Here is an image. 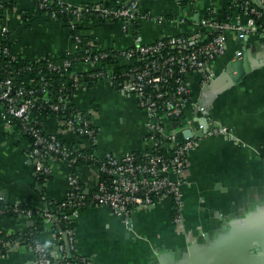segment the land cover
Instances as JSON below:
<instances>
[{"label": "crops", "instance_id": "obj_1", "mask_svg": "<svg viewBox=\"0 0 264 264\" xmlns=\"http://www.w3.org/2000/svg\"><path fill=\"white\" fill-rule=\"evenodd\" d=\"M64 1L111 5L128 0ZM231 1L140 0V13L150 19L140 18L135 34L126 33L120 22L89 17L82 22L81 30L104 49L124 50L164 37L191 34L196 30L194 23L209 15L223 19ZM16 5L3 14L16 54L31 61L61 64L82 51L69 26L40 16L35 0H16ZM237 17V11H233L232 20ZM236 34H226L227 51L213 63L214 80L208 87H202L195 74L186 80L194 100L207 109L212 122L228 127L237 140L207 136L191 153L183 187L189 236L173 224L169 200L135 213L133 230H128L109 208L88 207L75 220L76 251L70 256L88 257L92 264H264V32L253 33L245 40ZM238 52L247 56L250 68L234 82L232 77L237 72L232 62ZM90 73L89 66L73 65L66 72V80L79 81L73 100L76 108L95 114L98 156L145 152L149 148L144 141L146 110L140 108L135 95L124 92L116 83L95 80ZM196 114L189 104L183 121L196 120ZM36 119L48 133L61 134L70 143L78 141L70 131L59 132L52 115L36 114ZM29 145L18 126L11 128L0 118V201L46 208L67 197V166L54 164L50 177L42 180L27 156ZM95 175L91 168L81 170V181L89 191L94 189ZM31 222L0 215V235L21 232L32 226ZM40 241L55 259L59 257L57 239L49 226L43 228ZM0 264L36 262L32 251L20 246L0 257Z\"/></svg>", "mask_w": 264, "mask_h": 264}, {"label": "built area", "instance_id": "obj_2", "mask_svg": "<svg viewBox=\"0 0 264 264\" xmlns=\"http://www.w3.org/2000/svg\"><path fill=\"white\" fill-rule=\"evenodd\" d=\"M139 1L128 0L111 5L97 1L73 5L64 0H40L38 4L41 11H50L51 18L69 26L74 33L75 43L84 51V56L74 64L65 62L64 72L73 65L89 66L91 78L114 84L118 78L115 69L126 67L127 71L121 76L126 80L120 86L124 92L135 95L140 108L148 114L144 141L149 148L145 152L126 153L120 157L113 154L99 157L96 150V156L85 157L91 162L89 166L76 168L79 174L84 167L96 172L93 190H87L81 176L69 170L80 151L97 148L95 114L77 108L71 113L73 115H64L66 105L71 100L62 95L52 99L48 109L57 120L59 132L70 131L78 139L70 147L58 140L55 134L48 133L43 123L37 121L34 109L39 97L35 91L28 90L27 86L15 89L10 79L0 83V118L11 128L16 126L14 122L19 123L20 131L30 137L27 156L36 173L49 178L54 164L67 166L65 179L69 191L56 212V218L45 208H22L20 203L11 204L13 212L20 217L30 221L37 219L43 227L49 226L57 239L60 255L56 259L39 241L35 240L26 246L34 254L36 264H92L88 257L69 255L76 251L74 226L57 228L62 222L75 223L80 211L88 207L109 208L113 216L123 220L128 230H133L135 213L151 210L169 200L173 224L188 237L183 187L188 179L191 153L199 146L201 139L207 136H222L237 141L228 127L212 122L207 109L194 100V93L186 85V80L189 75L195 74L199 76L202 87L210 85L214 80L212 65L225 55L226 34L229 31L236 32L240 40L248 39L253 33L264 32V0H232L231 4L235 6L234 11H237L238 16L235 21L230 17V22H222L224 18L220 20L209 15L194 23L195 32L187 35L164 37L153 43L112 52L106 51L93 40L83 45L81 24L87 17L99 18L106 23L120 22L126 33L135 34L140 18L150 19L148 15L145 17V14L140 13ZM55 4L59 6L57 10L52 9ZM207 34L212 35L211 39L198 44L208 38ZM5 35H10V30L4 20L0 19V39ZM169 47L176 52L164 55L163 51ZM11 53L10 49H4L5 55ZM241 54L238 52V56ZM67 83L79 86V81L74 78H69ZM149 89L150 92L147 91ZM56 101L57 104L54 103ZM189 104L197 112L196 120L185 123V110ZM203 118L208 122L204 137L184 138L183 132L187 129H204L200 122ZM174 123H177V129L173 127ZM161 144L169 153L159 150ZM0 244V257L22 246L19 242Z\"/></svg>", "mask_w": 264, "mask_h": 264}, {"label": "trees", "instance_id": "obj_3", "mask_svg": "<svg viewBox=\"0 0 264 264\" xmlns=\"http://www.w3.org/2000/svg\"><path fill=\"white\" fill-rule=\"evenodd\" d=\"M37 3V6L39 7L40 0H35ZM0 19H3L4 11L8 8H14L16 7V0H0ZM59 6L57 4L52 6L53 10H57ZM235 9L234 5H229L227 8L226 15L222 22H230V17H232V13ZM38 12L40 16H50V11H41L38 8ZM91 19H96L100 22H103L102 19L95 18V17H89ZM65 21V18H62ZM74 34V33H73ZM208 35V38L206 40H203V42H199L198 44H204L208 42L211 39V36ZM82 38L83 45L86 46L89 41H91V37H88L86 35L80 36ZM8 48L11 50L10 55L4 54V49ZM108 52H112V50L105 49ZM176 51L169 47L167 50L163 51L164 55L167 54H173ZM162 53V54H163ZM84 56V51H80L76 53L75 55L69 56L60 64L56 61H31L27 58H24L18 54H16L13 51V44L11 43L10 35H5L3 38L0 39V83L10 79L15 87V89H18L23 86H27L28 90L35 91L36 95H38L39 100L37 101L36 108L34 109V112L39 116H47L51 115V112L48 109V105L52 103V99L56 95H62V97H68L71 100V103L69 105H66V111L63 113L64 115L71 116L73 111H75L77 108L73 104V96L76 94L77 87H75L74 83H67L66 78V72H64L65 69V62H71L74 64L77 60L81 59ZM70 69V68H69ZM68 69V70H69ZM128 68L121 67L115 69V73L118 75V78L116 80V84L120 86L121 83L126 80L125 77H121L124 72L127 71ZM150 92L151 90H147ZM58 103V101L54 102ZM54 114V113H53ZM38 121V120H37ZM40 122V121H38ZM16 126H20L19 123L14 122ZM20 128V127H19ZM96 132L97 128L95 127ZM98 133V132H97ZM30 142V137L26 136ZM56 138L63 143H65L68 146H73V144L69 143L61 134L56 135ZM97 148L91 149H84L80 151L79 155L77 156V160L74 163V165H71V168L69 172L71 173H77L78 171L76 168H80L83 166H89L91 162L88 159H85V157H89L91 155H95ZM159 150L163 153H169V150L164 147L162 144L159 146ZM96 156V155H95ZM39 175V174H38ZM77 175H80L77 173ZM40 176V175H39ZM38 176V177H39ZM42 180H45L46 177L40 176ZM64 202V200L60 202H53L51 206H48L45 208L50 213L54 215L56 218V212L60 205ZM22 206V205H21ZM24 206H22L23 208ZM0 215L1 216H10V217H20L19 214L13 212V208L11 205L3 204L2 201H0ZM24 218V217H23ZM72 227L75 228V223L73 224H67L65 222L59 223L57 225V228L64 229L66 227ZM43 224L41 221L34 219L32 221V226L26 227L25 230L15 233V234H9L5 233L3 236L0 235V242L6 243V242H19L22 246H28L33 243V241H40V233L43 231ZM42 243V242H41ZM1 248V244H0ZM70 253V252H69ZM71 257V256H70ZM72 260V258L70 259Z\"/></svg>", "mask_w": 264, "mask_h": 264}, {"label": "water", "instance_id": "obj_4", "mask_svg": "<svg viewBox=\"0 0 264 264\" xmlns=\"http://www.w3.org/2000/svg\"><path fill=\"white\" fill-rule=\"evenodd\" d=\"M246 59H247V56L242 53L241 55L238 56V58L235 61L232 62V67L235 69V72H237V74L233 75V77H232V80L234 82L239 81L240 78L246 72V70H248L250 68V65L246 61ZM131 79L133 80L134 78H131ZM215 85H216V82L213 83V86H215ZM200 122L203 123L204 129L198 130V131H193L192 129H187V130H185L183 132L184 138H193V137L202 138V137H204V134L207 131L208 122H207V119L206 118H203ZM173 127L175 129H177L178 128L177 123H174L173 124ZM37 187H38L39 192H41V189L42 188H40L38 184H37ZM31 224H32V222H31Z\"/></svg>", "mask_w": 264, "mask_h": 264}]
</instances>
